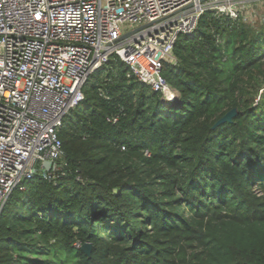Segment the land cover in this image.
<instances>
[{"label": "trees", "instance_id": "1", "mask_svg": "<svg viewBox=\"0 0 264 264\" xmlns=\"http://www.w3.org/2000/svg\"><path fill=\"white\" fill-rule=\"evenodd\" d=\"M261 23L205 11L162 62L171 103L116 58L92 74L57 169L2 208L0 264H264Z\"/></svg>", "mask_w": 264, "mask_h": 264}, {"label": "built area", "instance_id": "2", "mask_svg": "<svg viewBox=\"0 0 264 264\" xmlns=\"http://www.w3.org/2000/svg\"><path fill=\"white\" fill-rule=\"evenodd\" d=\"M237 0H0V214L14 189L62 156L59 131L89 77L116 58L165 103L162 75L180 35L208 10L232 20ZM264 19V18H263ZM108 121L115 122L116 117Z\"/></svg>", "mask_w": 264, "mask_h": 264}, {"label": "rangeland", "instance_id": "3", "mask_svg": "<svg viewBox=\"0 0 264 264\" xmlns=\"http://www.w3.org/2000/svg\"><path fill=\"white\" fill-rule=\"evenodd\" d=\"M239 1L236 6L243 21L250 24L253 28H259L262 25L264 18V0H237ZM171 59H167L166 62ZM88 84H91L89 81ZM258 97L256 98L257 101Z\"/></svg>", "mask_w": 264, "mask_h": 264}, {"label": "water", "instance_id": "4", "mask_svg": "<svg viewBox=\"0 0 264 264\" xmlns=\"http://www.w3.org/2000/svg\"><path fill=\"white\" fill-rule=\"evenodd\" d=\"M201 2H205L207 0H200ZM236 114V111L235 109H231L230 111H228L221 119H219L217 121V123L215 124L216 125H219V124H222V123H225V122H231L232 118L235 116ZM43 168L45 171H49L51 169V163L50 162H44L43 163ZM81 250L87 255L89 256L90 255V252H91V245L90 244H83L81 246Z\"/></svg>", "mask_w": 264, "mask_h": 264}]
</instances>
